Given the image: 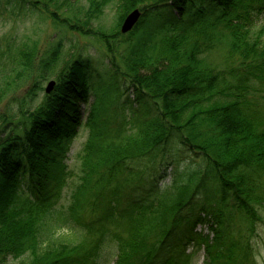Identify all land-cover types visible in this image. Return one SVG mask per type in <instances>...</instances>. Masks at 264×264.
I'll return each mask as SVG.
<instances>
[{
    "label": "trees",
    "instance_id": "obj_1",
    "mask_svg": "<svg viewBox=\"0 0 264 264\" xmlns=\"http://www.w3.org/2000/svg\"><path fill=\"white\" fill-rule=\"evenodd\" d=\"M74 1L0 0L95 39L107 58L98 69L77 49L61 62L62 36L42 52L35 43L0 45V74L17 66L39 88L56 78L38 103L34 89L0 114V264L9 256L99 264L108 236L118 243L115 264H190L185 246L195 237L203 264H255L253 240L264 226V35L253 27L264 0H88L83 18ZM111 1L115 22L91 26ZM135 7L141 16L122 34ZM217 33L226 38L219 62L208 55ZM81 127L78 181L56 206L61 158ZM184 158L195 164L181 180L142 174L147 163Z\"/></svg>",
    "mask_w": 264,
    "mask_h": 264
},
{
    "label": "rangeland",
    "instance_id": "obj_2",
    "mask_svg": "<svg viewBox=\"0 0 264 264\" xmlns=\"http://www.w3.org/2000/svg\"><path fill=\"white\" fill-rule=\"evenodd\" d=\"M115 2L111 1L107 4L104 14L98 19L93 18L91 21V26H103L108 27L115 22ZM88 0H75L74 7L77 10V14L80 17H85L87 10ZM262 28L264 35V11L260 15L257 24L254 25L253 29L257 30ZM223 29V28H222ZM62 36V53L61 62L65 60L69 55L71 50H82L85 54L89 55L94 64L103 63L107 58L105 57L104 50L99 42L95 39L82 36L76 32H71L62 28L55 27L51 24L50 20L41 18L37 13H32L29 11H19L17 9H12L11 6L0 5V45H5L11 41L14 46L21 43L37 44V47L42 52L43 48L47 47L49 42L54 41ZM158 35L156 38H159ZM220 33L216 34L213 46L208 50V55L215 61L220 60L222 52L226 48V38L220 37ZM5 57H0V70L3 68V63ZM11 68L5 69L6 75L0 74V89H2V94L0 95V114L4 113L7 108L14 110L16 107L17 100L22 96L29 94V92L35 94L32 95L34 101L32 104L38 103L46 94L45 85L49 79L56 80L53 74L47 75L44 79H40L38 85L39 87H32V77H21L17 76L16 73L19 67L14 66V73ZM144 69V68H141ZM14 74V75H13ZM15 78V82H10L5 85V77ZM35 102V103H34ZM12 123V122H11ZM83 139V134L75 138L70 146V149L66 152L63 157L65 163V173L63 176V184L61 187V196L59 197L57 205L60 203H65V198L67 192L73 187V185L78 180V175L80 173V157H79V144ZM157 161L155 164H159ZM192 162L187 160H167L159 165V168L147 163L145 167L146 172H154L155 169H159L165 172V181L180 179L185 177V173L189 170L187 167L191 165ZM195 164V162H194ZM192 163V166L194 165ZM145 172V173H146ZM64 233L62 230L58 231ZM204 233L207 230H203ZM256 236L254 238V258L255 264H264V226L258 225L256 228ZM193 243L187 247V251L191 250ZM117 245L113 240H106L102 245V256L99 261L104 264H114V259L116 257ZM197 261L195 264H201L203 259V250H200L196 254ZM4 264H22L20 259H13L8 257Z\"/></svg>",
    "mask_w": 264,
    "mask_h": 264
},
{
    "label": "water",
    "instance_id": "obj_3",
    "mask_svg": "<svg viewBox=\"0 0 264 264\" xmlns=\"http://www.w3.org/2000/svg\"><path fill=\"white\" fill-rule=\"evenodd\" d=\"M138 16H139L138 9H134L130 13H128L122 22L121 31L125 32L129 30L133 26V24L136 22ZM52 85H53V81H50L48 83L46 90L49 91Z\"/></svg>",
    "mask_w": 264,
    "mask_h": 264
}]
</instances>
